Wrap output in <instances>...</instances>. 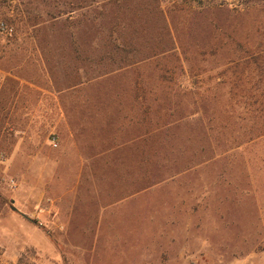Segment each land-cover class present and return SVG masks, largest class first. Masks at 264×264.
Returning a JSON list of instances; mask_svg holds the SVG:
<instances>
[{
	"label": "rangeland",
	"instance_id": "1",
	"mask_svg": "<svg viewBox=\"0 0 264 264\" xmlns=\"http://www.w3.org/2000/svg\"><path fill=\"white\" fill-rule=\"evenodd\" d=\"M147 2L166 74L104 0H0V264H264V0Z\"/></svg>",
	"mask_w": 264,
	"mask_h": 264
},
{
	"label": "trees",
	"instance_id": "2",
	"mask_svg": "<svg viewBox=\"0 0 264 264\" xmlns=\"http://www.w3.org/2000/svg\"><path fill=\"white\" fill-rule=\"evenodd\" d=\"M91 1V0H90ZM93 1V0H92ZM107 5H111L112 8L116 11L117 14H119V20H117L113 25L115 27L111 28L109 31H107L106 35L102 36V39H100L102 42H104V47L109 49V54L105 53L104 55L108 57L110 60H117L121 61L122 63H127L128 61L135 62L133 60H129V57H135L136 63L140 64L141 62L146 63L148 61H151L150 64L154 65V70L158 72L159 74H166L171 71V69L167 68L170 66V63L166 62V57L164 55H161L160 53L157 54L153 48L149 47L146 48V50L136 47L134 44H131L128 47L134 48L135 50H125V44L121 43V37L118 31L120 30V25H122V21L125 22V18L127 17L126 14H128V17L134 18V16L137 15L139 11H141L142 4L141 2L144 0H135L136 4L133 5L134 0H104ZM157 3H162L161 0H148L146 3L150 7L152 5H156ZM174 9L176 7H173ZM158 16H160V19H162V22H165L166 19L169 17L168 10H165L161 7H159L157 10H154ZM182 13H184V9H180ZM121 13V14H120ZM122 19V21L120 20ZM0 20L6 23L7 29L11 30V34L13 35L15 40L18 39L19 36L23 34V26L26 24L28 26V22H23V19H18L15 15L11 14H0ZM104 21L106 18L103 19ZM116 20V19H115ZM21 24V26H20ZM126 24V23H125ZM132 24L128 26H132ZM3 26V24H2ZM111 26H108L109 28ZM117 32V34H116ZM148 49V50H147ZM109 55V56H107ZM133 65V64H132ZM135 65V64H134ZM131 66V65H130ZM166 68V69H165ZM167 70V71H166ZM173 70V68H172ZM166 71V73H165ZM161 76V75H160ZM179 96H168V100L171 98H175ZM262 134H264V127L261 128Z\"/></svg>",
	"mask_w": 264,
	"mask_h": 264
}]
</instances>
